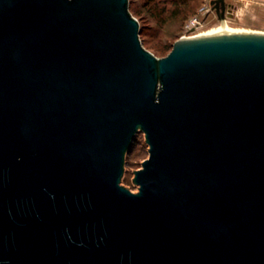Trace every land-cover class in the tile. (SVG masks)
Returning <instances> with one entry per match:
<instances>
[{
  "label": "water",
  "instance_id": "water-1",
  "mask_svg": "<svg viewBox=\"0 0 264 264\" xmlns=\"http://www.w3.org/2000/svg\"><path fill=\"white\" fill-rule=\"evenodd\" d=\"M140 31L130 0H0V264H264V33Z\"/></svg>",
  "mask_w": 264,
  "mask_h": 264
},
{
  "label": "rangeland",
  "instance_id": "rangeland-1",
  "mask_svg": "<svg viewBox=\"0 0 264 264\" xmlns=\"http://www.w3.org/2000/svg\"><path fill=\"white\" fill-rule=\"evenodd\" d=\"M212 0H130V9L140 22L143 44L159 57L166 56L174 43L187 34L188 20L198 14L207 15L201 31L215 28L221 23ZM229 25L243 32L264 33V0H226ZM149 157V145L143 132H139L134 148L127 155L122 184L137 192L135 171Z\"/></svg>",
  "mask_w": 264,
  "mask_h": 264
},
{
  "label": "built area",
  "instance_id": "built-area-1",
  "mask_svg": "<svg viewBox=\"0 0 264 264\" xmlns=\"http://www.w3.org/2000/svg\"><path fill=\"white\" fill-rule=\"evenodd\" d=\"M207 19V15H203L202 13H198L194 16H192L186 25V32L187 34L183 37H193L198 36L201 31V27L204 25L205 21Z\"/></svg>",
  "mask_w": 264,
  "mask_h": 264
},
{
  "label": "bare ground",
  "instance_id": "bare-ground-1",
  "mask_svg": "<svg viewBox=\"0 0 264 264\" xmlns=\"http://www.w3.org/2000/svg\"><path fill=\"white\" fill-rule=\"evenodd\" d=\"M225 3H226V14H227V17H228V11L229 10H228V7H227V1L226 0H225ZM241 32H243V31L231 28L230 25H229V21L226 18L225 21L219 23V25L217 27L212 28V29H210L208 31L205 30V32L200 33L198 36H208V35H213V34L241 33Z\"/></svg>",
  "mask_w": 264,
  "mask_h": 264
},
{
  "label": "trees",
  "instance_id": "trees-1",
  "mask_svg": "<svg viewBox=\"0 0 264 264\" xmlns=\"http://www.w3.org/2000/svg\"><path fill=\"white\" fill-rule=\"evenodd\" d=\"M131 7V6H130ZM141 33H142V31H141ZM142 41H143V39H142Z\"/></svg>",
  "mask_w": 264,
  "mask_h": 264
}]
</instances>
